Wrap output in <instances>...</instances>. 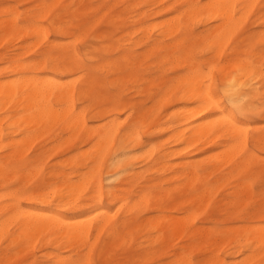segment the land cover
<instances>
[{"label":"bare ground","instance_id":"obj_1","mask_svg":"<svg viewBox=\"0 0 264 264\" xmlns=\"http://www.w3.org/2000/svg\"><path fill=\"white\" fill-rule=\"evenodd\" d=\"M254 1L211 0L205 6H200L197 2L190 6L185 16L193 20L205 12L208 15V20L217 21L212 30V39L207 42V47L215 56H220L225 45L242 26L252 4L256 3ZM143 6L145 5L143 4ZM52 7L53 4H40L38 6L39 12L32 14V17L38 18L36 23L29 26L31 33L27 31V28L20 27L14 19L6 25L7 27L5 26L6 35L8 37L17 35L24 37L29 34V36L38 40L43 39L46 36V28L37 22L46 17ZM86 7L88 9L89 6ZM55 11L58 12V10ZM64 11L69 12L67 7H64ZM238 13L240 14L238 15ZM57 18L59 19L60 15L55 16L53 23H56ZM49 20L52 19L49 18L46 22L50 23ZM168 21H164L165 23L161 27V36H165L167 33L174 34L181 28L180 15L170 18ZM2 24L4 22L0 19L1 32ZM194 24L197 25V23ZM85 25L86 20L83 21L81 26ZM124 29L125 26L121 27L122 31ZM144 31L146 32L147 28ZM100 37L104 39L103 42H107L110 38L108 34H103ZM252 37H254L253 34L248 35V39ZM256 39L264 42V35ZM110 43L105 44L106 50L113 47V44ZM32 44L34 46L38 45L34 41ZM32 44L31 46H33ZM181 44V42L177 43L176 46ZM49 47L50 49L46 53L40 54L31 66L27 67L14 62L8 68L0 70V180L3 175L12 171L7 165L8 162L13 160L17 161L13 172L14 174H20L22 180L25 178L30 181L32 175L33 177L38 175L39 168L30 169L27 173L22 171L24 168L27 169L33 166V162L37 161V159L31 161L28 158L27 151L36 140L50 133L58 125H63V131L69 135L68 138L65 136V139L67 138L65 143L78 136L82 131H86L87 142L92 145L88 151L82 154L85 160L81 168L85 170L84 172L73 176L66 174L64 171L53 173L52 177L57 179L55 184L47 186L45 189L39 185L36 190L43 189L42 191H34L28 196L25 195L27 192H22L25 195L23 197L14 192L9 196L11 202L4 205H2V200L5 199V196H0V239L3 234L8 232L9 226L15 224L19 231L18 236L14 239L15 241L24 242L26 240V243H30L27 240L35 239L44 233H50L54 235V240L51 243L60 248L73 246L79 241H87L93 228H98L99 233L105 228H109L110 241L105 245L103 244L102 252L121 245H127L131 240L128 238H131L135 233H144L147 237L146 242L150 244L159 242L160 244L169 245L168 242L172 238L184 237L186 238L185 244L180 248L184 251L195 250L198 247V241H196L198 236L209 237L210 232L204 233L202 228H195L193 215L176 216L174 213L192 205L202 204V206H207L215 187L205 182L201 176L199 168L202 164L191 161L195 156L193 150L203 152L207 148L220 146L221 151L216 156H208L206 159L214 160L216 163L220 161L225 163L228 159L231 160L248 153L247 149L250 142L253 143L255 148L264 149V130L260 129L256 134L250 136L249 126L235 116V112H239L240 107H245L247 114H260L262 109L259 106L260 104L264 108V102L260 100L261 89H264V67L247 58H238L228 62L227 65L224 64L225 66L220 69V78H218L220 80L219 92L222 93V95H219L216 93V90H219L216 89L218 86L214 87L218 84L215 85L212 72L207 73V70L204 72L196 64L187 63L186 68L189 72L183 77L180 76L175 81V85L165 91L158 101L159 104L166 102L177 105L176 109L166 116L167 127L162 128L161 119L155 124L154 121L147 124L145 114L136 115V112L133 111L136 106L123 102L122 99H125V97L122 96L124 98L121 99V96L116 94L106 99L110 101V104L106 105H110L111 109H104L102 112L106 116L110 112L132 110L129 114L126 113L128 114L126 115L128 120L126 124L120 123L122 122L121 119V121L115 119L100 123L96 128L89 130L83 114L77 113L75 110V87L63 80L64 76L73 74L82 68L78 62L77 49H70L68 46L57 47L56 45ZM159 49L160 46L153 48L151 51L154 52ZM0 58L2 60V54H0ZM181 58L188 59L187 56L177 57L175 62H179ZM223 58H225V55ZM6 59L4 58V60ZM122 60H125L126 67L135 64V58L131 54H125L117 60L106 62L102 67L114 68L115 72H122V75L117 77V81L126 79ZM159 61L166 62V59L162 58ZM6 70H9L8 74H12L14 78L2 79V72ZM132 70L134 71V68ZM48 71L54 74H47ZM208 71H210L209 68ZM134 74L133 72L132 75ZM74 80L76 81V79ZM86 85L95 88L97 82L95 80L88 81ZM127 90L125 91L127 92ZM233 98L237 101L236 105L230 102ZM3 113L7 114L3 115ZM164 135H168L167 140L163 144H157L159 149H155L151 143ZM144 136H147L148 139L145 140ZM163 145L167 148L163 149ZM200 145H202V148L199 147ZM176 146L181 148L178 150L171 149ZM2 149L11 150L9 154L4 155V159H6L4 161H2ZM41 153L39 152L37 156ZM59 154L58 156H60ZM253 157V154L247 155L237 164L236 168L240 173L247 172L250 169L249 166ZM176 158L181 159V162L176 166L185 169V172L169 178L168 182L177 183L175 190H173L178 191L180 195L167 194L164 199L152 191H148L149 186L143 184L142 181L149 183L150 187L159 186L160 184L157 182L160 181L155 182L156 180L151 177L144 176V173L164 174L167 171H172L176 168L172 164V160ZM199 161L201 162V160ZM73 163V160L66 159L61 164L67 167ZM138 168H144L145 172L137 171ZM202 170L204 171V169ZM134 180L136 181L135 184H133ZM133 186H137L136 189L139 190H131ZM247 186L248 184H245V187ZM89 189L93 191L92 207H94V214L91 216L87 212H81L87 209H82L78 204L81 194ZM223 191L224 189L222 193ZM191 193L193 194L190 196ZM105 195L110 203L118 204L119 208L116 209L124 213L125 218L123 220H118L119 222L114 220V214L106 207L107 205H104ZM187 196L188 198H186ZM23 199L27 202V207L23 206ZM66 208L74 209L72 216L63 214V210ZM146 211L149 213L156 212L158 215L141 220L140 215ZM2 213L8 214L4 221H2ZM230 230L233 232L234 238H229L233 239L235 248H237L236 253L242 255L243 259L229 263L222 256H218L210 263L251 264L264 257V219L255 227L241 225L240 228L232 227ZM155 232H157V235L153 237L152 235ZM34 242L33 244H35ZM93 242H91L90 249L87 250L92 251L95 249V243ZM218 249L216 248V250ZM20 251L23 250L20 249ZM174 255L178 257H176L177 264H194L192 261L194 257L181 256L180 252ZM85 256L84 258L88 257ZM230 257L235 258L232 254ZM94 260H97V258ZM54 261L55 264H73L70 259L57 257V255Z\"/></svg>","mask_w":264,"mask_h":264},{"label":"rangeland","instance_id":"obj_2","mask_svg":"<svg viewBox=\"0 0 264 264\" xmlns=\"http://www.w3.org/2000/svg\"><path fill=\"white\" fill-rule=\"evenodd\" d=\"M210 1L211 0H0V19L4 22V24H2V32L0 31V54H2V60L0 58V70L8 68L14 62L23 64L27 67L31 66L35 62V59L40 54L46 53L50 49L49 46L52 45H56L57 47L68 46L70 49L76 48L78 52V62L82 68L78 69L73 74L64 76L63 80L76 89L74 100L75 110L77 113L83 114L87 129H94L100 123H106L115 119H121L122 122L120 123L126 124L128 121L126 115L132 110L126 109L110 112L106 116L102 112L104 109H111L110 105H106L110 104V101L106 99L116 94H119L121 99L125 97V99H122L123 102L136 106L133 110L136 112V115L140 113L145 114L147 124L153 121L155 124L161 119L162 128H165L168 125L165 122L166 116L174 111L177 105L168 104L166 102L159 104L158 101L165 91L175 85V81L180 78V76L183 77L189 72L188 68H186L187 63L196 64L197 67L204 72L206 70L207 73L212 72L215 85L218 84L214 86L215 88L218 86L216 89H219L220 85V80L218 79L221 75L220 69L230 61H234L238 58H247L254 61L257 65L264 67V42H260L259 39H256L264 35V0H255L256 3L252 4L251 10L246 14L242 26L225 45L220 56H215L212 51H210L209 47H207V42L212 39V30L217 24V21L208 20V15L205 12L193 20L185 16V13L192 4L198 2L200 6H205ZM40 4H53L48 15L41 19L40 22H37L46 28V36L43 39L41 38L38 40L29 36V34L24 37L20 35L8 37V35H6L4 31L5 26L10 24L14 19H16L20 27L27 28V31L31 33L29 26L32 23H36V19L38 18L32 17V14L39 12L38 6ZM143 4L145 6H143ZM86 6H89L88 9H86ZM64 7L68 8V13L64 11ZM55 10H58V12ZM240 13H238V15ZM58 15H60V18H57L56 23H53L55 16ZM179 15L181 19L180 30L174 34L167 33L165 36H161L160 33L163 23L169 22L168 20L170 18L172 19ZM49 18L52 20H49L48 22L50 23H47L46 21ZM85 20L86 25L81 26ZM194 23H197V25ZM123 26H125V29L122 31L121 27ZM146 28L147 31L145 32L144 29ZM103 34H108L110 40L108 39L107 42H103L104 39L100 37ZM249 34H253L254 37L248 39ZM33 41L38 45L34 46V44H32ZM180 42L182 44L176 46V44ZM106 43L113 44V47L106 50ZM31 44L34 47L31 46ZM158 46H160L158 51H151ZM116 52L118 56H116ZM205 52L207 53L205 54ZM125 54H131L135 58V64L126 67L125 60H122L121 63L124 67L123 71L126 75V79L117 81V77H120L122 72H115L114 68L102 67L106 62L117 60ZM224 55L225 58H223ZM183 56H187L188 59L185 60L181 58L179 62H175L177 57ZM4 58L7 59L4 60ZM162 58L166 59V62H160L159 60ZM132 68H134V71ZM208 68L210 71H208ZM8 71L9 70L2 72V79L14 78L12 74H8ZM133 72L135 73L134 75H132ZM46 73L54 74L50 71ZM108 76L110 79L107 78ZM73 78L76 79V81ZM92 80L97 82L95 88L86 85L88 81ZM125 90H127V92ZM262 90L264 89H261L260 100L264 102V91ZM219 91L220 89L216 90V93L222 95ZM259 106L263 108L262 104ZM6 114L3 113V115ZM235 116L238 120L243 121L249 126L250 136L256 134L260 129L264 130V117L258 113L240 115L239 112H235ZM258 116H260L259 119ZM86 135V131H82L78 136L73 137L68 143H65L69 135L63 131V125H58L53 128L50 133L36 140L28 149L27 155L31 161L34 159H37V161L33 162V166L22 170L27 173L33 168L40 169L38 175L34 177L33 175L31 176L30 181H27L25 178L22 180L19 176L20 174H14L13 168L17 164L16 160L8 162L9 164L7 167L12 171L3 175L0 180V196H5V199L2 200V205L11 202L9 196L14 192H17L20 197H23L25 195L28 196L34 191H42L45 187L55 184L57 179L52 177L53 173L64 171L66 174L73 176L84 172L85 170L81 168L85 160L82 154L88 151L92 145L87 142L88 137ZM65 136H67L66 139ZM167 138L168 135H164L155 139L151 144L155 149H159L157 144L165 143ZM144 139L147 140V136H144ZM37 144L38 146L36 147ZM74 145L76 146L74 147ZM249 146L251 147L250 149ZM162 147L163 149L167 148L164 145ZM199 147L202 148V145ZM180 148V146H176L171 149L178 150ZM204 148L206 149V147ZM247 150L248 153L241 157H236L231 160H226L224 158L226 164L221 163V161L216 163L214 160L210 161L206 159L208 156H216L221 151L220 146L207 148L203 152L193 150L195 156L191 161H197L198 164H202L199 168L201 176L205 182L215 187L207 206H202V204L192 205L174 213L176 216L193 215L195 228H202L204 233L207 231L210 232L209 237L198 236V239H196V241H198V247L193 251H184L180 248L185 244L186 238L184 237H174L175 240L172 238L171 241L168 242L169 245L160 244L159 242L150 244L146 242L147 237L144 233H135L131 238H128L131 240L127 245H121L102 252L104 245L110 241L108 233L109 228H105L101 233H99L100 231L98 228H93L87 241H79L77 244L69 247L64 246L59 248L53 245L51 242L54 240V235L50 233L41 234L35 238L36 240H27L28 242L30 241V243H26V240H24V242H18L14 240L18 236V227L13 224L9 226L8 232L3 234L0 239V264H55L54 259L56 255L57 257L61 256L70 259L73 264H177L176 261L178 257L174 254L179 252L181 256L194 257L192 258L194 264H212L210 263L211 260H214L218 256H222V258H225L229 263L241 261L243 256L236 253L237 248H235V243L233 239H230L234 238L233 232L230 229L232 227L240 228L241 225L255 227L264 219V159L259 157L264 153V149L255 148L253 143L250 142ZM10 152L11 150L9 149H2V161L6 160L4 159V155ZM39 152L42 153L37 156ZM58 154L60 156H58ZM250 154L254 155L251 159L250 169L247 172L240 173L236 168L237 164ZM66 159L69 161L73 160L74 163L71 166L65 167L61 163ZM199 160H201V162ZM180 162V158L172 160V164H174L176 168L164 174L145 172L144 168H138L137 171L142 173L145 172L144 176L147 178L151 177L156 180L155 182L160 181L157 182L160 185L154 187H150L149 183L142 182L149 186L148 191H152L154 194L165 199L167 194L180 195L178 191H174L177 183L168 182L169 178L184 174L185 169L176 166ZM46 166L48 167L47 169ZM202 169H204V171ZM135 183L136 181L134 180L133 184ZM245 184H248V186L245 187ZM39 185L43 189L36 190V187ZM28 187L30 188L28 189ZM136 188L137 186H133L131 190ZM223 189L224 191L222 193ZM137 190L139 189H136V191ZM22 192H27V194L23 195ZM233 192H235V194H233ZM92 194V189L86 190L81 194L78 200V204L82 209H87L81 212H87L90 216L94 214ZM192 194L193 193H191L190 196ZM188 196L186 198H188ZM106 198L105 195L104 205H107L106 207L114 214V220H123L125 218L124 213L117 210L119 208L118 204L110 203ZM25 202V199H23V206L27 207L28 204ZM226 204L228 205L226 206ZM186 205H188V203H186ZM73 212L74 209L72 208L63 210V214L66 216H72ZM157 215L158 213L156 212L149 213L146 211L143 212L140 217L141 220H145ZM7 217V213H2V221ZM156 235L157 232L152 236L156 237ZM33 242L35 244H33ZM91 242L95 243V249L89 251L87 249H90ZM216 248L219 249L216 250ZM20 249L23 251L21 252ZM231 254L235 258H231ZM85 255L88 257L84 258ZM94 257L97 258V260H94ZM251 264H264V257Z\"/></svg>","mask_w":264,"mask_h":264},{"label":"snow or ice","instance_id":"obj_3","mask_svg":"<svg viewBox=\"0 0 264 264\" xmlns=\"http://www.w3.org/2000/svg\"><path fill=\"white\" fill-rule=\"evenodd\" d=\"M230 102H231L233 105H236V103H237V101L235 100V98H233ZM239 114H240V115H246V114H247V110H246V108H245V107H240V109H239ZM260 115H261L262 117H264V108H262ZM261 156H262V159H264V153H262Z\"/></svg>","mask_w":264,"mask_h":264}]
</instances>
